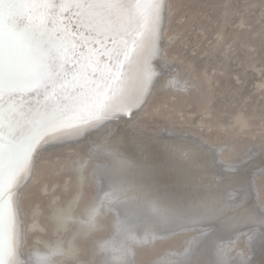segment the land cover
<instances>
[{
	"label": "bare ground",
	"instance_id": "obj_1",
	"mask_svg": "<svg viewBox=\"0 0 264 264\" xmlns=\"http://www.w3.org/2000/svg\"><path fill=\"white\" fill-rule=\"evenodd\" d=\"M168 9L163 28L172 11ZM167 19L170 22L171 17ZM240 30L250 48V29ZM174 37L166 33L167 39ZM178 54L180 68L170 66L176 72L166 69L168 59L151 61L155 86L136 115L131 120L125 117L127 123L109 125L81 144L49 141L63 146L40 153L43 157L37 160L31 184L20 193L17 264H34L33 253L56 242L65 251L61 264H239L241 253L249 264H264L259 229L235 220L233 188L215 174L222 170L217 165L239 169L248 207L257 212L264 207V163L258 164L260 157L264 159V109H240L231 122L224 120L225 109L215 93L222 81L218 72L224 68L199 74L195 58ZM168 71L169 77L156 78ZM195 113L201 116L196 132L202 128L215 141L185 132L190 129L185 125L187 130L173 126L175 119L179 125L191 122ZM154 118L169 129L144 126ZM224 135L231 139H220ZM252 138L261 140L251 143ZM173 141L176 147H168ZM142 145H147L146 151ZM121 159L130 161L129 166L122 167ZM38 194L47 200L41 202ZM154 197L163 198L161 203L170 211L154 213L149 203Z\"/></svg>",
	"mask_w": 264,
	"mask_h": 264
},
{
	"label": "snow or ice",
	"instance_id": "obj_2",
	"mask_svg": "<svg viewBox=\"0 0 264 264\" xmlns=\"http://www.w3.org/2000/svg\"><path fill=\"white\" fill-rule=\"evenodd\" d=\"M166 11L164 0H0V264H17L19 197L43 146L81 144L146 103ZM217 166L235 220L264 240V207H248L239 169ZM162 199L149 201L154 213L170 211ZM239 264H249L243 253Z\"/></svg>",
	"mask_w": 264,
	"mask_h": 264
},
{
	"label": "rangeland",
	"instance_id": "obj_3",
	"mask_svg": "<svg viewBox=\"0 0 264 264\" xmlns=\"http://www.w3.org/2000/svg\"><path fill=\"white\" fill-rule=\"evenodd\" d=\"M164 3L167 5L166 13H168L169 10L168 7L171 8L172 11L170 15L167 17V18L171 17L170 22H168L167 21L168 19L165 18L163 35L160 41L161 51L158 57H160L162 61H165L166 59L170 60L169 67L171 66L172 68L174 67L175 69L180 68L179 64L181 63V62H178L179 64L176 63L177 61H179V59L177 58L180 54L178 53H181L186 58L188 57L187 59L195 58L196 67L198 68V70L197 69L196 70L197 73L199 74H202L203 70L205 69H206L205 71H207L208 73L210 72L214 73L216 72V69H218L217 71H219V69L221 70L223 67L224 68L223 71H226V73L223 72L222 70L218 72L222 81L219 88L220 90L217 89L215 93L217 96V101L221 106L219 107L222 108L223 106V108L225 109V111H223V114L225 115L224 120L227 119V121L231 122L233 120V114L239 111L240 109L241 110H252L253 108L254 109L256 108L257 110L264 109L263 107L264 106V1L263 0H164ZM173 9L174 10L177 9V11H173ZM191 15L192 16L196 15L194 21L192 20L193 18ZM222 16H224L223 19ZM241 22H244V25H241ZM246 22H248L252 27L248 25ZM222 23L223 24L225 23L224 26ZM168 24H169V28H165V26H167ZM183 26H184L183 28L184 30L181 31ZM221 26L224 30L222 29L220 33ZM245 26H247L250 29L249 42L251 44L250 47L251 50L250 48H247V46L245 45L246 41H244L243 38L245 36L243 30L238 31L239 29ZM175 31L177 32L180 31V32L175 33ZM251 32L253 35H251ZM166 33L168 35L174 34L175 35L174 39H169V38L167 39ZM223 36H225L226 38ZM253 36H258V38L257 37L254 38ZM223 38L226 40H224ZM260 45L261 47H259ZM165 51L167 54H165ZM205 62H208L207 63V65L209 64L208 68H206L207 65ZM170 68H166V69L173 70L172 68L171 69ZM176 71L177 70H175L174 72ZM185 72L186 71H183L182 73ZM169 74H170L169 71L164 72L163 74L162 72L157 73L156 78L158 77H159L158 79L160 78L162 79L163 77L167 78L169 77ZM257 83H261L262 84L261 87L257 86ZM222 84L225 86H223ZM189 108H191V106ZM144 117L146 116L144 115ZM200 117H201L200 113H195V115H193L192 118L193 121L191 120L192 123L187 122L189 123L188 125L187 123L179 125V122L175 121L176 120L175 119L173 122V126L179 127L185 125L187 128H190L187 130V128L184 126L186 128L185 130H187V131L184 130L185 132L189 131L198 135H202V137H205L206 139H209L211 141H215V138L211 135H208L204 130H202V128L198 129L199 131L196 132L198 126L197 125L198 119H200ZM149 120L150 121L149 122L147 121L148 123L146 122V124L144 125L145 127L150 126V128L148 129L158 130L161 129L162 127L165 128L167 127L164 130L169 129V126H165L167 125L166 123L163 122L159 123L157 122L156 118H154L153 121L151 119ZM189 125L191 127H189ZM192 127H195L193 128L194 130L192 129ZM257 130L259 129H256L254 131ZM237 138L241 140L245 139V137H237ZM220 139L228 140L231 139V137H227L224 135L221 136ZM252 139L253 141L251 140V143L257 140H261L259 138L257 140L255 138ZM245 140H247V138ZM53 144L54 143H48L44 145L40 153L41 152L43 153L45 150L46 151L57 150L63 146V145L53 146ZM40 153L39 156L37 157V160L43 157L40 155ZM57 158L58 156L55 159ZM261 158L262 157L258 159V164L261 162L264 163L263 162L264 159L262 160ZM36 166H38V163ZM30 184L31 182L24 189H27L30 186ZM24 198L25 197H22V199ZM37 198L38 199L40 198L41 202H45L47 200L43 194H38ZM23 233H24V222L22 218V241H23ZM23 248L24 246H22V251L24 250Z\"/></svg>",
	"mask_w": 264,
	"mask_h": 264
},
{
	"label": "clouds",
	"instance_id": "obj_4",
	"mask_svg": "<svg viewBox=\"0 0 264 264\" xmlns=\"http://www.w3.org/2000/svg\"><path fill=\"white\" fill-rule=\"evenodd\" d=\"M45 251H35L33 253L34 264H61L65 257V251L59 242L45 245Z\"/></svg>",
	"mask_w": 264,
	"mask_h": 264
}]
</instances>
